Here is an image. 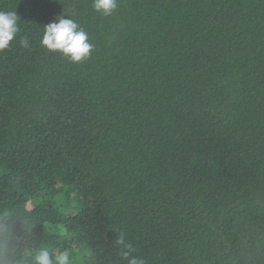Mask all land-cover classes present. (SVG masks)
<instances>
[{"label":"trees","instance_id":"1","mask_svg":"<svg viewBox=\"0 0 264 264\" xmlns=\"http://www.w3.org/2000/svg\"><path fill=\"white\" fill-rule=\"evenodd\" d=\"M0 11L19 16L0 50V256L125 264L120 231L147 264H264V0ZM61 16L94 45L82 62L41 45Z\"/></svg>","mask_w":264,"mask_h":264},{"label":"clouds","instance_id":"2","mask_svg":"<svg viewBox=\"0 0 264 264\" xmlns=\"http://www.w3.org/2000/svg\"><path fill=\"white\" fill-rule=\"evenodd\" d=\"M94 10L104 17L111 16L117 8V0H93ZM19 16L13 11H0V50L10 47L19 32ZM21 43L28 47V40L22 38ZM41 45L52 52H59L69 61L79 63L91 56L94 45L89 36L80 26L70 18L59 17L44 26ZM118 231V230H115ZM114 240L119 246V255L125 264H147L143 256L136 255V247L127 240L124 232ZM35 264H71L70 255L66 251L59 254L49 252L47 248H40L34 256ZM0 264H10L6 257L0 256Z\"/></svg>","mask_w":264,"mask_h":264}]
</instances>
